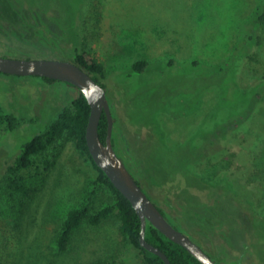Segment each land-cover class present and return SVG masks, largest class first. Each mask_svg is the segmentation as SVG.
Listing matches in <instances>:
<instances>
[{"label": "rangeland", "instance_id": "1", "mask_svg": "<svg viewBox=\"0 0 264 264\" xmlns=\"http://www.w3.org/2000/svg\"><path fill=\"white\" fill-rule=\"evenodd\" d=\"M92 1L90 11L85 6L91 0L44 6L39 38L0 35V55L72 61L79 48L97 59L105 70L115 150L149 199L216 263L264 264V136L250 151L251 180L262 190L255 204L238 199L228 181L238 167L234 155L189 166V179L181 167L185 153L176 148L203 137L215 141L211 135L225 118L250 106V94L264 78V25L254 22L263 0ZM15 5L25 11L23 3ZM0 13L6 19L21 14L4 1ZM231 59L230 76L215 71ZM139 60L149 67L133 75ZM232 74L241 86L235 96L225 92L235 83ZM76 96L63 82L0 74V106L18 118L11 130L0 124V222L14 230L10 238L16 241L8 264H146L120 234L116 215L98 226L85 222L68 252H58L57 237L70 209L87 202L93 191V210L112 201L106 187L94 186L95 171L68 137L54 145L55 162L47 172L26 176V194L7 186V168L22 146ZM219 130L213 136L224 139Z\"/></svg>", "mask_w": 264, "mask_h": 264}, {"label": "trees", "instance_id": "2", "mask_svg": "<svg viewBox=\"0 0 264 264\" xmlns=\"http://www.w3.org/2000/svg\"><path fill=\"white\" fill-rule=\"evenodd\" d=\"M3 1L8 2L13 11L16 9L18 12H21V14L13 18L10 15V19H6L0 13V35L8 37L9 34L14 35L18 33L17 35L22 36L24 40L34 37L39 38L37 32L40 31L39 24L42 23L40 13L46 18L45 14L41 12L43 11V7L47 5L52 7V2H57V0H0V6ZM15 2L20 5L23 3V10L25 11H19L21 9L15 5ZM262 2L259 10L254 14V22L258 25L257 27L264 25V0ZM93 5L92 0L91 2H86L85 9L90 11ZM87 17H89L88 12L85 19ZM232 61L231 59L220 64L215 68V71L219 73L223 71L227 72L228 66ZM72 62L89 73L94 81L105 89V83H103L105 79V70L97 59L89 57L79 48H74ZM148 67V61H136L132 65L131 74H142ZM226 75L230 76L228 72ZM234 75L235 74H232V81L235 83L231 88L225 89V92L227 93L230 91L235 96V92L237 93L239 91L238 86H241L234 79ZM42 79L48 83L61 82L48 78ZM262 80L261 85H257V90L254 94H250L249 92L251 101L250 106L228 115L224 122L217 127V131H214L213 134H216L219 129L223 131L224 139L220 136L216 138L217 136H213L212 134L211 136L215 141L209 140V142H207L203 140L205 138L203 137L202 139L198 138L192 145L186 141L184 144L176 147L178 148L181 146L182 153H185L182 155L184 161H182V163L180 161L181 159L179 161L182 164V171L189 179L192 177L188 171L189 166L193 164L202 165L209 160L219 159L229 153L234 155L236 162H238V167L228 173V181L232 182L233 192L236 195L238 194L237 198L251 204L258 203L262 194L260 185L258 183L254 185L255 182L251 180L254 163L250 158V151L254 142L257 138L264 136V78H262ZM225 81L226 83L229 82V80ZM63 83L76 89L78 91V96L71 101L69 106L63 108L54 120L47 124V128L43 133L35 136L30 142L22 146L19 157L14 160L13 165L7 168L9 174L7 186L22 194H26L28 192V188L24 183L26 176H34L47 172L55 162L56 156H54L53 159L50 158L55 148L54 145L59 140L68 137L74 142L75 150L79 156L95 171L94 186L106 187L111 193L112 201L102 208L93 210V191L87 202L76 208L70 209L66 213L57 237L58 252L61 254L68 252L73 236L81 229L85 222L91 226H98L116 215L120 221L118 227L120 234L134 248L140 251L146 264H165L158 255L141 247L139 242L141 222L137 213L133 209L131 203L114 187L106 174L97 167L89 153L85 137L90 115V106L87 99L78 88L69 83ZM17 120L18 118L14 114L5 112L0 106L1 125L11 130L18 126ZM107 125V118L103 113L98 126V133L102 142L106 139ZM221 131L219 133H221ZM113 146L115 149L114 141ZM163 148L172 152V149H167L165 146ZM191 152L195 157L191 158ZM135 181L142 188L141 183L136 179ZM243 191L248 192L250 195L245 196ZM158 209L168 222L174 226L170 222V218L165 210L161 207H158ZM11 233L14 234V230L10 229L5 222H0V259L2 262L4 261L3 264H8L10 262L12 259L10 254L13 253V246L16 247L14 235L10 238ZM5 237L9 238L8 242L2 244V239ZM145 238L150 244L163 251L171 264H201L184 247L168 239L149 222H147L146 225Z\"/></svg>", "mask_w": 264, "mask_h": 264}, {"label": "water", "instance_id": "3", "mask_svg": "<svg viewBox=\"0 0 264 264\" xmlns=\"http://www.w3.org/2000/svg\"><path fill=\"white\" fill-rule=\"evenodd\" d=\"M0 73L9 76H34L66 82L78 88L87 99L90 115L86 127V143L94 163L109 178L114 187L131 203L137 213L141 230V247L158 255L165 264H171L158 247L145 238L147 222L171 241L184 247L201 264H217L199 245L172 226L158 207L138 185L123 160L116 153L112 141L113 116L106 90L92 76L72 61L56 59L12 58L0 55ZM107 118V135L100 140L98 126L102 114Z\"/></svg>", "mask_w": 264, "mask_h": 264}]
</instances>
